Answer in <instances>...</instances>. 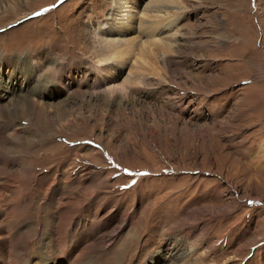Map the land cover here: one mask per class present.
Returning a JSON list of instances; mask_svg holds the SVG:
<instances>
[{
  "label": "rangeland",
  "instance_id": "obj_1",
  "mask_svg": "<svg viewBox=\"0 0 264 264\" xmlns=\"http://www.w3.org/2000/svg\"><path fill=\"white\" fill-rule=\"evenodd\" d=\"M119 6L0 0V109L34 105L9 128L11 160L0 150L6 173L34 165L9 177L0 169V220L29 229L58 205L82 206L72 224L101 234L127 215L107 247L75 264H264V0H137V26L159 18L172 29L159 51L150 30L125 29ZM128 38L116 83L131 68L147 84L107 97L92 87L108 76L97 65H116L113 40ZM84 206L105 209L91 230L79 223ZM48 243L44 231L30 239L18 264H74L72 250L57 263Z\"/></svg>",
  "mask_w": 264,
  "mask_h": 264
},
{
  "label": "bare ground",
  "instance_id": "obj_2",
  "mask_svg": "<svg viewBox=\"0 0 264 264\" xmlns=\"http://www.w3.org/2000/svg\"><path fill=\"white\" fill-rule=\"evenodd\" d=\"M121 1L122 0H120L121 6H119V7H121L122 11L125 12L124 13L125 14V16H124L125 21L124 22L126 23L125 29L127 31L137 30V31H139L140 35H142V34L145 35L147 33V31L150 30L149 31L150 36H149V39H147L149 44H152L153 46L158 48V51H159V49L168 50L169 45H172L173 42L170 39H166L165 37H170V36L172 37V33H173L171 31L172 29L165 30L166 24L163 23L162 19H159V18H157V20H153V22H155V24L151 29L149 27H147V25L143 26L142 25L143 23H141L140 21H138L140 23L137 26L136 22H134V20L136 19L135 16L137 14V13H135L136 11H134V10H136V7H137V6H135V2L137 0H123L122 2ZM131 4H132V6L130 7ZM132 10L134 12H132ZM156 10H158V9L156 8ZM143 14H146V13H143ZM118 20L120 23V19L117 17L116 24H117ZM173 20L170 22L171 24L173 22H175ZM116 24L112 28L116 29ZM171 24L168 25V27H171L172 26ZM119 32H121V31H119ZM137 38H138V36H137ZM131 41H129V38L124 39L122 41L121 40L120 41L113 40V46L110 48L109 54H111L113 56H118L115 58V63H116V65H118L120 67L119 73H117V68H116L117 66L116 65H105V66L104 65H97V73L104 74V75L107 74L108 76L105 77L104 80H100V83H101L100 86L92 84L93 89L103 88V90L105 92H107V97H110L111 94H114V92L115 91L117 92V90H121L122 92H126V91H129V89L133 85L134 86L137 84L140 85L142 83L147 84L146 77L148 75L146 76L144 73H139V71H137L139 74H133L132 72H130L133 70L131 68L129 69V74L125 77L123 82L120 83V81H119V83L118 82L116 83L117 78L120 76L121 73H123V70H125L124 67L128 66V63L122 57L124 54L128 53L129 49H131L133 47V43H131ZM141 51H143V49ZM39 64H41V63H39ZM72 75H70V77L73 79H76ZM56 83H58V82H56ZM66 85L67 84H65V89L67 88ZM26 99L30 100L29 97ZM27 100H25V106H22L20 108L16 107L15 110H11L10 108H7V111L4 110L3 108L0 109V150L4 151V153L6 154L5 156H7L6 158H8L9 160H11V157L9 155L10 153H8V151L6 150V142H7L6 138L8 136L9 131H10L9 128L12 129L11 125L17 126L18 120L20 118L25 119V115H26V113H28V109L30 108V106L33 105L32 101H31L32 104H29V102ZM43 112L45 113L47 111L39 109L38 115L42 116ZM39 119H40V117H39ZM37 120H38V117H37ZM43 122L40 124L41 126L45 125V124H43ZM16 126H15V128H16ZM31 127H30V125H27V128H31ZM15 133H17V132L15 131ZM10 134H11V132H10ZM31 134H32V136H30L31 141L36 143L37 139H36L35 134H33V132ZM31 141H29L30 144H31ZM18 153L20 154L19 151H18ZM2 157H0V158H2ZM78 161L79 160L77 158L76 162H75V166L78 165ZM3 163L6 164V162H3ZM22 163L24 165V168H22V169H17V170L11 171L6 167V170H7V173H6L4 170H2L0 168L1 173L3 175L5 174L6 177L18 175V174L22 175L21 173H26V172H28V174H30L31 173L30 171H32L34 165L31 162H28L26 160L25 161L23 160ZM72 169L73 168H70L67 171V174L65 176L70 178V179H72V178L77 179L78 178V172L76 170L73 171ZM77 193L78 192H74L73 196L77 197ZM62 198H64V197H62ZM69 199H71V198H69ZM75 200L72 202L78 201V200L77 201H75ZM63 204H64V202H63ZM84 207H85L84 212L86 213V216L84 219L79 220V223H80V225H86L87 230H91L93 225L90 224V221L96 219L95 217L99 218L100 215L103 214L105 209L103 208V206H88V207L84 206ZM6 209H8V208H6ZM81 209H82V206H59L58 205V206H56V209L54 211L49 212L50 218L47 219L44 217L42 223H39L37 221V219L35 218L36 214H35V212H33V209H31L30 212L32 215H29L28 218H35V219L33 220L32 223H30V224L28 223L29 229L25 228V226L20 227L19 221L17 223V220H18L17 218H15L14 220H11L12 218H10V220H9V219H7L8 217H6V215L4 214L5 216H3V217H6V218H3L0 220V264H18V262H20L19 259L25 261L26 257L29 256L30 249L28 247L29 246L28 243L30 242V239L32 240V238L37 237L40 233L42 234L43 231L48 234V238H49L48 249L50 252H52V254L54 256V260L57 261V263L59 262V259L62 256L67 255L69 250H72V252L69 254V256L74 259V261L71 259V262L72 263H74V262L79 263L84 259V255H86V253L88 252L89 247L95 248V247H97L98 244H101L103 247H107V244H109V242L112 241V238H114V236L117 235L118 230L121 228L122 225L120 224V222L124 223V222L128 221L127 215L124 214L119 219V220H121V218H122V220L119 222V224L117 226L115 225L116 227H114L113 230L111 229L110 231H107V232L104 231L101 234H96V232L88 233L86 230L82 232L81 229L77 228L76 226H74L72 224V220L77 218L78 213H80L82 211ZM3 210H2V212L5 211V210L4 211ZM10 213H11V211L8 214L11 215ZM8 214H7V216H8ZM92 215H94V216H92ZM0 216H1V214H0ZM105 216H112V212L108 211L105 214ZM11 217H12V215H11ZM76 222L78 223V221H76ZM95 223H96V221H95ZM109 226H110V224H109ZM70 231H71V233H70ZM70 235L72 237H75L71 241L69 240ZM126 243H125V245H126ZM120 245H122V244H120ZM8 247H9V249H8ZM122 248H124V247H122ZM125 248H126V246H125ZM48 249H47V251H48ZM6 251H9V252L6 253ZM49 251H48V253H49V255H51V253ZM74 252L78 253V255L76 257L73 256ZM51 257H52V255H51ZM123 257H125V255H124L123 249H122V253L120 255H117V258H118L117 261H121L123 259Z\"/></svg>",
  "mask_w": 264,
  "mask_h": 264
},
{
  "label": "crops",
  "instance_id": "obj_3",
  "mask_svg": "<svg viewBox=\"0 0 264 264\" xmlns=\"http://www.w3.org/2000/svg\"><path fill=\"white\" fill-rule=\"evenodd\" d=\"M221 145V144H220ZM222 146V145H221ZM222 148V147H221ZM249 203V202H248Z\"/></svg>",
  "mask_w": 264,
  "mask_h": 264
}]
</instances>
